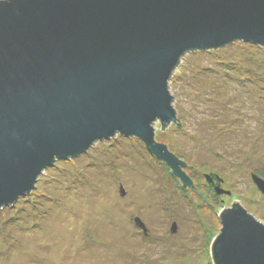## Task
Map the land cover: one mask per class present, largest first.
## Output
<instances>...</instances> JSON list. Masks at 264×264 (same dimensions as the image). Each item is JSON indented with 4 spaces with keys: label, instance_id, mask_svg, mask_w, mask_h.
Segmentation results:
<instances>
[{
    "label": "water",
    "instance_id": "water-1",
    "mask_svg": "<svg viewBox=\"0 0 264 264\" xmlns=\"http://www.w3.org/2000/svg\"><path fill=\"white\" fill-rule=\"evenodd\" d=\"M242 41L264 49V0H1L0 208L54 160L115 134L140 140L190 187L185 163L154 140L156 120L181 128L168 81L185 52ZM203 177L229 195L219 176ZM251 180L264 193V180ZM231 205L217 209L212 263L264 264L263 222Z\"/></svg>",
    "mask_w": 264,
    "mask_h": 264
},
{
    "label": "rangeland",
    "instance_id": "rangeland-1",
    "mask_svg": "<svg viewBox=\"0 0 264 264\" xmlns=\"http://www.w3.org/2000/svg\"><path fill=\"white\" fill-rule=\"evenodd\" d=\"M167 88L181 128L156 120L154 140L185 163L192 185L182 191L135 137L99 140L54 160L0 208V264H213L218 208L238 201L264 225V193L251 180H264V49L242 41L185 52ZM210 173L229 195L213 198Z\"/></svg>",
    "mask_w": 264,
    "mask_h": 264
},
{
    "label": "trees",
    "instance_id": "trees-1",
    "mask_svg": "<svg viewBox=\"0 0 264 264\" xmlns=\"http://www.w3.org/2000/svg\"><path fill=\"white\" fill-rule=\"evenodd\" d=\"M164 127H166V126H164ZM156 159H157V158H156ZM157 160H158V159H157ZM159 164L162 166V168H163L165 171H167V169H169L168 167H165V165H164L162 162H160V161H159ZM168 174H169L170 177L176 182V184L179 183L178 180H177V178L173 177V175L171 174V171H170V170L168 171ZM179 181H180V180H179ZM206 187H207V186H206ZM207 188H208V187H207ZM180 189H182V191H184V192H185V190H187L186 187H183V186H182V184H181V186H180ZM209 190L211 191L210 188H209ZM211 194H212L213 198L217 196V195H214L212 191H211ZM213 239H214V238H212L211 240H210V239H209V240L207 239V240H208L209 243H211V241H212Z\"/></svg>",
    "mask_w": 264,
    "mask_h": 264
}]
</instances>
